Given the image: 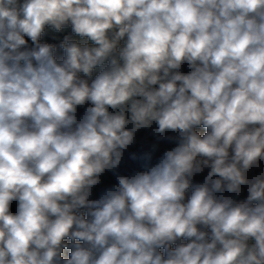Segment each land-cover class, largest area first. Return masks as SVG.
Instances as JSON below:
<instances>
[{"label": "clouds", "instance_id": "9594fccd", "mask_svg": "<svg viewBox=\"0 0 264 264\" xmlns=\"http://www.w3.org/2000/svg\"><path fill=\"white\" fill-rule=\"evenodd\" d=\"M0 264H264V0H0Z\"/></svg>", "mask_w": 264, "mask_h": 264}, {"label": "built area", "instance_id": "2783aa9c", "mask_svg": "<svg viewBox=\"0 0 264 264\" xmlns=\"http://www.w3.org/2000/svg\"><path fill=\"white\" fill-rule=\"evenodd\" d=\"M139 136V140H138V144H137V148H147L148 144L152 142V137H150L148 135L147 132H145L144 130L140 131L138 133ZM174 145L171 144H167V143H161L159 150L155 153V156L153 158V163L156 162V160L159 158L160 155H162V153L166 150V149H170L171 147H173ZM138 169V166L134 163H132L131 161L127 160V154L125 156V162L124 164L121 166V172L122 173H130L133 170ZM114 177L111 176L110 174H106L105 177L103 178V184H101L100 186H98L97 188L94 189V197H98L100 194V191L103 189V187L110 185L112 183H114Z\"/></svg>", "mask_w": 264, "mask_h": 264}, {"label": "trees", "instance_id": "16d2710c", "mask_svg": "<svg viewBox=\"0 0 264 264\" xmlns=\"http://www.w3.org/2000/svg\"><path fill=\"white\" fill-rule=\"evenodd\" d=\"M47 38V37H46ZM183 71H187L188 69H187V66L185 65L184 67H183V69H182ZM206 174V173H205ZM203 179V175H198L197 177H196V180L197 181H200V180H202ZM246 194V193H245ZM240 199L242 200V199H244V197L242 196V197H240ZM15 210V204H13V211Z\"/></svg>", "mask_w": 264, "mask_h": 264}, {"label": "crops", "instance_id": "0c3cea01", "mask_svg": "<svg viewBox=\"0 0 264 264\" xmlns=\"http://www.w3.org/2000/svg\"><path fill=\"white\" fill-rule=\"evenodd\" d=\"M49 35H51V33L49 32ZM78 39V38H77ZM79 112L82 113L83 109H79Z\"/></svg>", "mask_w": 264, "mask_h": 264}, {"label": "rangeland", "instance_id": "374dc122", "mask_svg": "<svg viewBox=\"0 0 264 264\" xmlns=\"http://www.w3.org/2000/svg\"><path fill=\"white\" fill-rule=\"evenodd\" d=\"M137 139L139 140V136H137Z\"/></svg>", "mask_w": 264, "mask_h": 264}]
</instances>
